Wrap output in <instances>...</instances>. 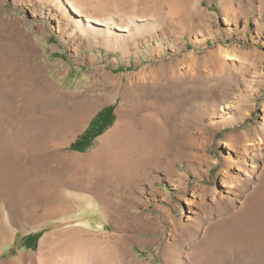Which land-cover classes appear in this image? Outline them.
I'll return each mask as SVG.
<instances>
[{
	"label": "rangeland",
	"instance_id": "374dc122",
	"mask_svg": "<svg viewBox=\"0 0 264 264\" xmlns=\"http://www.w3.org/2000/svg\"><path fill=\"white\" fill-rule=\"evenodd\" d=\"M0 264H264V0H0Z\"/></svg>",
	"mask_w": 264,
	"mask_h": 264
},
{
	"label": "trees",
	"instance_id": "16d2710c",
	"mask_svg": "<svg viewBox=\"0 0 264 264\" xmlns=\"http://www.w3.org/2000/svg\"><path fill=\"white\" fill-rule=\"evenodd\" d=\"M113 106H109L103 110L104 113V122L103 125L107 126L113 122L114 114H113ZM90 131L87 129L73 144L70 145L71 149L74 150H87L91 146H93V140L99 134H95L94 136L89 133ZM43 231L37 233H30L22 238L21 248L26 249H37L39 245L40 238L43 236Z\"/></svg>",
	"mask_w": 264,
	"mask_h": 264
},
{
	"label": "bare ground",
	"instance_id": "6f19581e",
	"mask_svg": "<svg viewBox=\"0 0 264 264\" xmlns=\"http://www.w3.org/2000/svg\"><path fill=\"white\" fill-rule=\"evenodd\" d=\"M71 7L73 8L74 11H78L76 5L74 3L71 2Z\"/></svg>",
	"mask_w": 264,
	"mask_h": 264
}]
</instances>
